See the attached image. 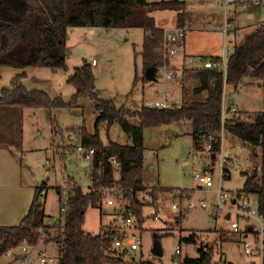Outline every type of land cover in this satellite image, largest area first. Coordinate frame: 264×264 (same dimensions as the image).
<instances>
[{
	"label": "rangeland",
	"instance_id": "1",
	"mask_svg": "<svg viewBox=\"0 0 264 264\" xmlns=\"http://www.w3.org/2000/svg\"><path fill=\"white\" fill-rule=\"evenodd\" d=\"M186 1L192 17L185 26V45H177L175 60L180 61V71L183 67L204 66L203 56L210 59L211 56H222L225 50L232 51L235 40L243 39L264 23V5L231 4L225 7V0ZM227 8L231 11L228 14ZM251 12L255 13V17L250 15ZM152 14L160 27L168 28L176 23L175 10L159 9L152 11ZM144 36L143 28L70 26L67 69L2 65L0 93L10 86L13 76L26 71L28 78L25 84L29 89L38 88L51 96H61L70 101L76 87L68 79L75 67L87 59L96 76L94 91L98 98L112 100L117 106L128 109H140L143 104L149 105L160 98L164 87L158 69L153 80L141 79L133 88L136 74L139 77L143 75L140 52ZM20 53L23 54L22 45H18L11 55L19 58ZM181 82L175 85L169 79L166 83L167 90H172L169 98L179 104L182 102ZM230 103L238 107L237 112L242 118L252 119L255 113L264 110V88L256 79L238 88L227 85L224 96L226 109ZM96 105L97 99L85 94L79 97L76 105L65 108L0 107V172H14L17 178L20 174L24 184L32 183L33 192L36 186L46 182L41 198L45 205V222L59 219L61 202L68 199L72 178L86 190L92 185V161L84 158L78 150V146L83 145L80 133L83 126L92 133L99 130L104 143L110 140L132 142L129 134L117 122L110 127L106 122L96 126L99 114ZM131 121L139 123L138 118ZM192 129L189 119L144 129L143 178L148 189L139 193L143 202L141 218L135 216L133 227L128 229L129 235L138 240L139 248L123 252L118 248V252L123 253L126 260L149 259L156 264H178L187 255H198L201 243H210L214 245V262L246 264L257 261V255L245 252L243 237L232 230L226 211L217 205L216 194L221 179L219 159L222 154L229 159L230 167V177L223 178L222 187L235 192L243 187L244 171L252 172L255 166L260 170L264 161L263 148L244 143L235 135L222 131L221 149L212 158L207 143L203 148L195 147ZM9 143L21 148V171L18 170V158L11 154L6 145ZM234 159L238 165L232 164ZM206 162L214 166L212 175L216 180L215 185L207 189L195 178L197 172L204 171ZM8 180L6 178V183ZM154 187H157L155 194L152 192ZM122 190L117 184L104 188L100 205L89 207L86 212V231L96 233L109 226L124 229V219L118 207L131 204L130 199L124 196L116 205L105 202L108 196L119 195ZM246 199L252 207H258L257 195H246ZM174 204L178 207H173ZM182 210H185V215L178 220ZM155 212L157 217L153 216ZM240 223L243 226L245 221L240 219ZM194 233L197 235L196 244L181 241L182 237ZM157 241L161 245V255L153 251ZM45 245L56 249L53 242H46ZM178 246L181 248L179 255L176 252ZM10 259L9 255L4 254L0 262L7 263Z\"/></svg>",
	"mask_w": 264,
	"mask_h": 264
},
{
	"label": "trees",
	"instance_id": "2",
	"mask_svg": "<svg viewBox=\"0 0 264 264\" xmlns=\"http://www.w3.org/2000/svg\"><path fill=\"white\" fill-rule=\"evenodd\" d=\"M159 9L175 10L179 27H185L192 17L186 0H0V66L20 64L67 69L70 26L143 28L145 36L140 52L143 75L136 74L135 88L139 80L149 81L148 69L154 67L157 71L165 63L160 51L165 28L157 25L152 14ZM18 45L23 46V54L15 58L11 54ZM233 47L226 71L218 66L183 67L182 102L167 108L143 104L140 109L132 110L117 106L112 100L98 98L94 91L96 76L87 59L75 67L68 79L76 87L70 101L38 88L29 89L25 84L26 71L13 76L10 86L0 93V107L58 109L74 106L80 96L90 95L97 99L96 126L106 122L110 127L117 122L132 142L110 140L104 143L99 130L92 133L83 126L82 144L95 149L92 185L86 190L72 178L64 226H50L45 222V205L41 198L46 182L36 186L29 210L19 223L0 225V257L24 240L34 243L43 239L45 243L57 245L58 264H156L149 259L126 260L123 253L113 248V240L121 236L118 227L101 228L96 233L86 231V212L89 207L100 205L104 188L117 184L130 199L135 216L141 218L143 202L139 193L148 189L143 178L146 127L189 119L196 148H203L207 143L212 155L217 153L222 145V131H226L244 143L261 146L264 154V110L255 113L252 119H244L236 112L222 121L227 85L238 88L256 79L264 88V23L243 39L235 40ZM211 59L219 62L221 56H211ZM249 77L254 79L249 80ZM133 118H138L139 123H133ZM112 157L119 162L118 169L114 168ZM243 174L245 182L238 192L257 195L258 210L264 213V161L260 170L255 166L252 172ZM58 191L61 193L59 187ZM152 192L155 194L157 187ZM184 215L185 210L180 211L177 219L181 220ZM181 241L196 244L197 235L182 237ZM213 249L214 245L201 243L198 255H187L178 264H213Z\"/></svg>",
	"mask_w": 264,
	"mask_h": 264
},
{
	"label": "built area",
	"instance_id": "3",
	"mask_svg": "<svg viewBox=\"0 0 264 264\" xmlns=\"http://www.w3.org/2000/svg\"><path fill=\"white\" fill-rule=\"evenodd\" d=\"M230 4H250V5H264V0H225V6ZM230 25V23H229ZM227 24V26H229ZM232 26V24L230 25ZM186 31L185 27H175V28H165L164 38L160 51L163 53L165 58V63L159 68L161 72V79L164 85L162 96L156 99L153 103L149 105L157 107H171L175 102L172 101L169 97L168 92L166 91L167 80L174 78V67L172 61L175 60V56L178 52L177 45L185 37ZM231 51L225 50L221 56L219 62L213 61L210 59L204 60V66L208 68L220 67L226 71L227 69V59ZM95 62V60L93 61ZM169 62V63H168ZM237 112V107L232 105L231 108H227L223 103L222 110V121L224 122L228 116L234 115ZM78 150L83 154L84 158L93 159L95 149L94 147H86L84 145H79ZM224 153V152H222ZM225 154V153H224ZM112 163L115 169L120 167L119 162L112 157ZM228 158L225 155H221L219 159L220 175L221 179L217 187V205L219 208H222L226 211L227 217L231 221L232 230L239 232L243 237V244L245 252L249 255H257V261H251L246 264H264V213H261L257 208L252 207L249 204V201L246 199V195L239 193L238 191L229 192L224 190L222 187V181L224 177H230V167L228 163ZM233 165H238V162L234 159L232 160ZM214 166L211 162H206L204 171L197 172L195 178L200 182L201 186L205 189L210 188L215 185L216 180L212 175ZM123 190L121 194L115 195L114 197L106 198L107 205H116V202L124 198ZM241 199H245L241 201ZM205 205V202L203 203ZM192 206V204H189ZM234 206V207H233ZM173 207H178L174 204ZM121 211V215L124 219V229L119 228L121 236L114 239L112 245L114 248H119L120 251L137 249L139 248V242L137 239L130 236L128 229H131L134 225L135 212L130 204L120 205L118 207ZM68 210V200L61 202V215L58 220L54 221L49 219L47 224L50 226H64L66 219V212ZM154 217H157L158 214L155 212ZM234 216V218H232ZM240 219L245 221L242 226ZM42 230V229H40ZM43 239L31 243L27 240L22 241L20 244L10 248L7 251V255L10 256V261L5 264H58L59 262V250L56 245V249L49 248L45 244ZM177 254H180L181 248L178 246L176 249ZM222 261L226 262L224 259ZM213 264H221L219 261L214 262Z\"/></svg>",
	"mask_w": 264,
	"mask_h": 264
},
{
	"label": "crops",
	"instance_id": "4",
	"mask_svg": "<svg viewBox=\"0 0 264 264\" xmlns=\"http://www.w3.org/2000/svg\"><path fill=\"white\" fill-rule=\"evenodd\" d=\"M231 5V4H230ZM229 5V6H230ZM237 4H233V6H236ZM227 7V6H225ZM230 9L227 8V14L230 13ZM250 15L255 17V13L251 12ZM176 24V23H175ZM172 25L168 28L176 27L177 25ZM165 28V27H164ZM186 36V34H185ZM186 37L183 38V40L180 42L185 45ZM201 59L204 61L206 58L203 56ZM179 63L180 61L174 60L172 61L173 67H174V78L173 84L179 85L182 78V68L181 71L179 70ZM28 78V76H27ZM26 78V79H27ZM25 79V81H26ZM2 91V90H1ZM169 96L170 93H172L170 90H167ZM230 105H234V103H231ZM238 110V107H237ZM2 145V143H0ZM8 148L10 149V152L13 156L17 157L19 160L18 164V170H22L23 163L20 161L19 158H21L22 151L21 148L14 143L6 144ZM9 152V151H8ZM13 173H7V172H0V225L3 224H17L22 219V217L28 212L29 207L31 205V202L33 200L34 192H33V185L31 182H25V184L20 180V174L18 175V178L15 177L17 175H13ZM6 178H8L9 182L6 183ZM16 178V180H14ZM92 178V175H91ZM26 180V179H25Z\"/></svg>",
	"mask_w": 264,
	"mask_h": 264
},
{
	"label": "water",
	"instance_id": "5",
	"mask_svg": "<svg viewBox=\"0 0 264 264\" xmlns=\"http://www.w3.org/2000/svg\"><path fill=\"white\" fill-rule=\"evenodd\" d=\"M156 76V69L154 67H152L151 69H148L146 71V77L149 79V80H153ZM215 157V154L213 153L212 155V158ZM229 217V215H228ZM153 251L155 254L157 255H161L162 254V249H161V245L160 243L157 241L153 247Z\"/></svg>",
	"mask_w": 264,
	"mask_h": 264
}]
</instances>
